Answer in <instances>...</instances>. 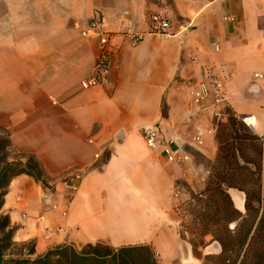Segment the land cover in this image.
Instances as JSON below:
<instances>
[{
  "label": "crops",
  "instance_id": "obj_1",
  "mask_svg": "<svg viewBox=\"0 0 264 264\" xmlns=\"http://www.w3.org/2000/svg\"><path fill=\"white\" fill-rule=\"evenodd\" d=\"M152 14L169 20V37L150 33ZM95 18L111 34L101 85L91 79L98 45L80 37ZM129 27L141 36L136 45L122 36ZM212 77L225 103L213 107L209 87L193 105L189 83ZM226 111L251 117L264 143V0H0V131L57 191L58 208L45 212L40 183L18 176L9 184L2 213L13 242L34 245L31 260L100 244L148 246L159 264H196L179 237L178 207L203 192L217 156L215 121L226 123ZM156 124L189 163L170 165L146 147L139 131ZM75 173L82 179L65 206L56 185ZM227 194L244 215V194Z\"/></svg>",
  "mask_w": 264,
  "mask_h": 264
},
{
  "label": "trees",
  "instance_id": "obj_2",
  "mask_svg": "<svg viewBox=\"0 0 264 264\" xmlns=\"http://www.w3.org/2000/svg\"><path fill=\"white\" fill-rule=\"evenodd\" d=\"M148 1L158 4L156 0ZM226 119L224 130L215 135L218 150L208 182L203 192L191 194L187 203V214L191 218L189 231L192 235L202 236L200 246H205L204 240L209 236L219 244L221 255L230 251L239 258L243 254L245 263L246 257L264 242V143L229 111ZM9 149L10 140H0V264H159L148 246L124 247L113 251L100 244L81 250L65 245L31 260L35 253L34 245L13 242L15 229L10 226L8 216L2 213L4 198L11 180L18 176H27L44 188H47V182L34 158H29L25 164L9 163ZM229 189L244 194V215L233 207L227 194ZM248 214L254 220L242 233L239 221ZM231 225L237 229L232 232L233 235L229 231ZM179 237L186 242L180 228ZM187 243L196 257L198 244ZM11 247L19 248L18 253L5 255Z\"/></svg>",
  "mask_w": 264,
  "mask_h": 264
},
{
  "label": "built area",
  "instance_id": "obj_3",
  "mask_svg": "<svg viewBox=\"0 0 264 264\" xmlns=\"http://www.w3.org/2000/svg\"><path fill=\"white\" fill-rule=\"evenodd\" d=\"M156 1L157 3H161L162 0ZM170 28V22L167 18H164L160 14L151 15L149 28L151 34L160 38H166L170 36ZM122 36L129 40L132 45H136L141 40V36L134 33L130 27L123 32ZM80 37L83 40L95 41L97 43L98 54L93 65L91 79L93 83L99 85L105 84L106 77L112 68V52L109 45L111 34L104 31L101 20L95 18L86 27L81 29ZM209 87L212 89L213 107L219 108L225 103L226 98L223 92V85L218 78L212 77L209 79L208 85L204 83H189V98L193 105L200 106L208 99L210 95ZM249 119L251 117H244L241 121L248 128H251L254 124L247 123L246 120ZM139 133L146 147L150 150H159L168 164L183 166L190 162V156L174 139L163 137L158 124L145 126L140 129ZM193 141L197 144L201 143L198 137L193 138ZM81 179L82 175L75 173L57 183L56 187L59 190V194L65 199V206L69 205L71 199L77 193ZM56 192L53 187H47L41 191L40 201L45 212L54 211L58 208V205L55 203ZM61 214L65 216L66 210H63ZM40 221L41 218H38L37 222Z\"/></svg>",
  "mask_w": 264,
  "mask_h": 264
},
{
  "label": "rangeland",
  "instance_id": "obj_4",
  "mask_svg": "<svg viewBox=\"0 0 264 264\" xmlns=\"http://www.w3.org/2000/svg\"><path fill=\"white\" fill-rule=\"evenodd\" d=\"M152 1H155V0H152ZM227 112L228 111L225 112L226 116H227ZM241 123L247 129H249L242 121ZM226 124L227 123H222L221 121H215V125H214L215 135L217 133L219 135L226 127L225 126ZM225 132L226 131H224V133ZM9 136H10V133L6 131H0V140H10ZM8 153H9V159H8L9 163L20 162L22 164H25L29 158H34L32 156L17 153L16 151L12 150L11 143H10V149ZM209 172H211V168ZM207 182H208V179L206 180L205 185L207 184ZM188 201L183 204H180L178 207V213H179L181 222L177 230L179 232V228H180V231L183 234V237L186 240V243L194 242L198 244L197 248H195V252L197 255L195 257L193 256V249L191 245L187 243L191 251L193 260L195 261L196 264H256L257 262L264 264V242L260 243L257 249L254 252L250 253L248 257H246L247 260L245 261V263H243V256H242L243 254L239 258L236 257L235 253H231L230 251L226 252V254L224 255H221V248L219 244L213 241L212 238L209 236L206 237L204 240L205 246L203 247L200 246L199 243L202 241V238H201L202 236L192 235L191 232L189 231L191 218L187 214ZM253 220H254L253 216L251 214H248L247 217L239 221V223L242 224V230H243L241 231L242 233H244L246 228L250 226V224H252ZM182 226L184 227L183 229L181 228ZM236 230L234 229V225H231L229 227V231L231 232V235H233L232 232L233 231L236 232ZM209 245H212L215 248V250H211L210 253L207 254V252H205V248ZM9 250L10 252H7L5 255H9V254L16 255L19 251V248L11 247Z\"/></svg>",
  "mask_w": 264,
  "mask_h": 264
},
{
  "label": "bare ground",
  "instance_id": "obj_5",
  "mask_svg": "<svg viewBox=\"0 0 264 264\" xmlns=\"http://www.w3.org/2000/svg\"><path fill=\"white\" fill-rule=\"evenodd\" d=\"M246 118V117H245ZM247 121V123H250V124H254V120L251 118V119H249V120H246Z\"/></svg>",
  "mask_w": 264,
  "mask_h": 264
}]
</instances>
